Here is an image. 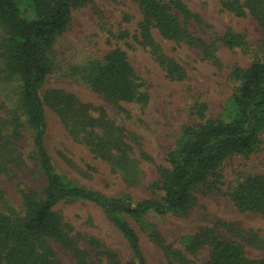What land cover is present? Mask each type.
<instances>
[{
    "label": "trees",
    "instance_id": "obj_1",
    "mask_svg": "<svg viewBox=\"0 0 264 264\" xmlns=\"http://www.w3.org/2000/svg\"><path fill=\"white\" fill-rule=\"evenodd\" d=\"M114 1L135 4L141 19L134 34L120 28L108 31L110 38H134L170 80L184 81L188 75L160 39L198 51L215 67L222 65L221 48L248 51L252 61L232 67L234 90L220 115L209 116L203 101L192 105L196 120L182 126L166 164L157 166L156 179L145 188L147 197L108 196L57 169L46 146V108L72 141L129 187H138L142 162L153 158L125 123L133 116L127 105H147L146 82L119 47L82 59L58 47L73 11L93 0H0V264H149L129 220L160 249L161 264H264V236L211 217L198 201L200 195L223 196L240 213L264 218V172L247 174L228 187L224 175L230 157L248 158L263 146L264 0H219L222 12L257 22L261 37L254 44L232 27L218 32L188 0ZM101 13L95 10L98 18ZM53 75L98 97L102 105L46 88ZM62 158L81 175L93 169L67 154ZM1 181L14 183L19 201L7 195ZM71 203L99 207L125 239L129 257L69 219L60 207ZM169 214L196 225L188 233H164L152 219ZM249 247L257 257L249 256Z\"/></svg>",
    "mask_w": 264,
    "mask_h": 264
},
{
    "label": "rangeland",
    "instance_id": "obj_2",
    "mask_svg": "<svg viewBox=\"0 0 264 264\" xmlns=\"http://www.w3.org/2000/svg\"><path fill=\"white\" fill-rule=\"evenodd\" d=\"M188 2L190 7L199 12L218 32L232 27L237 32L244 33L251 44L261 37V29L253 18H240L222 12L219 0ZM96 9L102 12L99 18L95 14ZM140 19L138 7L131 2L93 0L89 6L73 11L72 23L61 37L58 47L61 51L75 55L76 59L89 55L103 56L111 49L119 47L127 53L136 71L146 82L145 88L149 95L147 105L145 107L127 105L133 116L125 123L140 137L143 148L153 158L152 162L143 161L141 164L144 170L141 186L129 187L120 175L111 173L106 164L94 159L87 149L72 141L59 118L48 107L46 108L48 121L46 146L54 157L57 169L108 196L130 193L135 200L147 197L148 192L145 188L156 179L157 166L166 164V155L173 148L182 126L196 120L191 113L192 105L196 101H203L208 106L209 116L220 115L234 90V82L230 77L232 67L235 65L247 67L252 61L248 51L221 48L219 57L222 65L215 67L204 60L198 51L160 39L165 50L185 68L188 75L184 81L170 80L152 55L134 38L124 40L110 38L108 31L116 32L120 28L129 30L131 35L134 34ZM45 87L64 89L77 94L83 100L102 105L98 97L56 75L47 79ZM262 140L263 146L259 152L248 158L232 156L226 161L224 175L227 187L247 174L264 172V132ZM63 154L69 155L80 165L84 162L91 163L93 169L88 175H81L66 165L62 158ZM24 180L31 182L29 178ZM1 186L12 200L19 201L14 183L1 181ZM198 201L205 206L211 217L236 223L264 236V218L255 213H240L226 197L200 195ZM60 208L81 230L97 236L123 257H129L130 251L125 239L99 207L92 203H71L63 204ZM129 221L140 234L142 250L148 263L161 264L160 249L139 231L132 220ZM152 221L157 223L164 233L170 234L188 233L196 225L191 220L172 214L153 217ZM247 251L250 257L258 256L250 247Z\"/></svg>",
    "mask_w": 264,
    "mask_h": 264
}]
</instances>
